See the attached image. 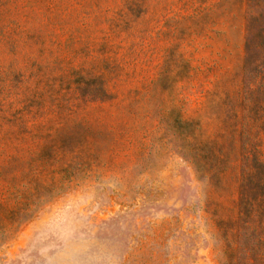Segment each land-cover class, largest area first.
I'll return each mask as SVG.
<instances>
[{
  "label": "rangeland",
  "instance_id": "obj_1",
  "mask_svg": "<svg viewBox=\"0 0 264 264\" xmlns=\"http://www.w3.org/2000/svg\"><path fill=\"white\" fill-rule=\"evenodd\" d=\"M0 264H264V0H0Z\"/></svg>",
  "mask_w": 264,
  "mask_h": 264
}]
</instances>
